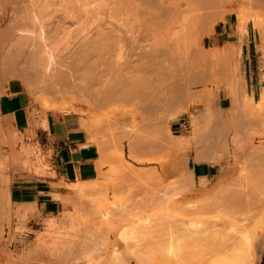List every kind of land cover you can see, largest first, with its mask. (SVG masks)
I'll list each match as a JSON object with an SVG mask.
<instances>
[{
  "label": "rangeland",
  "instance_id": "rangeland-1",
  "mask_svg": "<svg viewBox=\"0 0 264 264\" xmlns=\"http://www.w3.org/2000/svg\"><path fill=\"white\" fill-rule=\"evenodd\" d=\"M99 1L104 3L106 0ZM203 1L205 5L202 4ZM203 1L202 3L199 2V11L192 10L191 14L188 15L189 19L187 17L189 28H193L192 30L185 34L183 32L179 33L177 36L173 33L169 34L171 36L165 34L166 37L165 35L157 36V39L161 37L174 39L171 45L172 52H170L172 55H169L168 58L164 56H160L159 59L154 58L156 53L153 52L154 47L151 45L155 41L154 37H149L145 33L135 34L137 36L124 35L123 33L121 34L123 41L127 39V41L125 40L127 45H125L124 51H128V54L122 52L126 56L125 63L118 61L120 50L115 48L104 54L107 58L106 64L78 66L75 71L76 73L79 71V74L77 73L79 76L75 78V82L72 84V86L75 85V90L74 92L70 91L71 93L69 92L66 96L62 95L64 98L55 95V93L52 95L53 92L48 94L50 90L44 88L41 78L43 69L39 68L41 71L38 73V69L24 70L21 67L16 68V70L6 66L5 68L0 64V75L5 79L17 78L21 80L25 89L42 105L45 111L53 110L67 114L73 111L87 116L96 130L97 136L95 139L99 140L100 138V142L105 146L108 159L101 173L94 180L87 181L89 183L65 185L66 194L64 195H49L51 198L60 201V207L56 212H47L43 207H37L36 204L31 207L26 206L12 196L14 186L33 185L35 184L34 177L47 179L50 176L51 167L36 147H33V145L26 147L24 145L22 151L25 157L29 153L31 154L33 163L37 162V155L41 156L42 162L45 158L42 171L39 170L35 173L31 170L17 171L16 160L18 158L13 161L10 158L5 162H1L0 264H25L26 261L31 263L30 258L33 257L32 259H34V256L41 252L45 254L44 259H47V262L55 261L64 249L73 246L78 239H86L93 231V226L89 224L90 220L93 221V218H95L94 210L106 209L111 213H116L123 205L127 204L126 200L130 198L129 196L132 197L134 191L144 192L147 189L148 193L151 194L149 198L153 201L152 197H154L156 200L152 202L151 206L156 210L154 213H150V215H153H151V218L154 217L155 220L162 218V214L165 216V213L176 212L174 215L170 213L171 217H179L180 219L183 218L182 216L186 217L184 220L188 219L186 222L189 221L191 224L193 222L192 227L195 225L194 228H198L201 234L204 232L203 236L210 234L211 237L212 231H218L220 228L221 230L226 228V231L229 229L231 230L230 233L225 231L224 235H231V237L226 236L230 237V240L228 239L230 245L232 244L234 248L236 247L239 250L241 245L243 251L245 245L242 249L243 243L241 242L246 238L241 236H248V239L254 238L256 240L260 235V229H262L261 232L264 231V202L260 201L264 200V181H261L264 179V171L261 170L262 165H264V24H262L264 23V15H262L264 14V1ZM1 2L2 0H0ZM109 2L114 3V0H109ZM5 3L6 1L3 0L0 6ZM191 8L190 5L189 9L191 10ZM197 11L200 13L195 18ZM258 14H260V17L257 16ZM192 16L194 19H192ZM207 16L209 17L206 18ZM197 18L198 21L195 20ZM196 21L201 22L198 23L199 27L191 25ZM4 27V25L1 26L2 29ZM194 28L197 30L194 31ZM180 34L183 35L180 36ZM177 37L181 38L178 47ZM182 38L185 41L182 42ZM138 43L140 44L138 45ZM225 52L228 53L225 54ZM174 53L178 54L175 55ZM173 59L176 63L172 62ZM126 62L129 66L128 71L126 70L127 67H124ZM170 62L172 63L169 64ZM157 63L163 69L165 67L171 69L173 63L182 68V71H176L180 68L173 64L175 71L170 70V77L174 76V83L175 81H183L182 83L189 89L186 92L185 98L187 99L184 100L185 103L183 102L184 97H176L179 99L176 101L178 102L181 99V103L178 102L177 104L175 98L173 100L175 103L172 101L169 106L162 104L160 107L157 102L164 103V96H158L154 99V94H152L153 98L146 95L131 99H117L109 104L103 101V94L108 92V88L114 86L119 80L120 77L118 78V76L120 74L118 72L121 74L128 72L127 74L131 76L137 73L138 68H141L142 74H145L150 68L156 71L159 66ZM183 63L185 65L187 63V65L182 66ZM168 65L171 66L168 67ZM137 66L139 67L137 68ZM173 67L172 70H174ZM123 68H125V72ZM133 68L136 71H133ZM21 69L22 71H20ZM129 70H132V72ZM33 71L37 72L34 73ZM166 71L169 70L166 69ZM29 72L31 73L29 74ZM39 79H41V82H38ZM108 84L109 87H107ZM176 84L178 83L176 82ZM157 98L158 101H156ZM215 137L217 138L216 150L219 155H216V160H214L215 156L211 155H208L211 158L207 155L208 158H205V155L201 154L203 158L201 156L199 158L201 152L212 146ZM177 139L183 140L185 145L182 143L183 145L180 146ZM169 140H174V142H169ZM175 142L178 147L173 145ZM132 153L136 155V160L132 158ZM35 167H37L36 164ZM207 168L210 169L207 170ZM227 168L228 176L226 175V180L224 179L221 182L223 180L221 178L222 173ZM140 178L141 181H137ZM133 179L135 181L132 182ZM142 180L151 184H148L149 186L147 183H145L147 186L138 184V182L143 183ZM155 180H157L156 183ZM139 185H142L143 189ZM76 188H86V192L77 193L75 192ZM130 189L134 191L131 192ZM235 191L237 195L239 192H246V194L239 193L237 196ZM158 193H161L159 194L160 198ZM170 194L173 196H170ZM240 194L242 195L240 196ZM234 195L237 198L241 197V201L245 202L246 200L245 207L242 206L241 208L240 205V208L239 206L238 208L232 207V205L236 206L233 202L235 198L232 199ZM254 195L263 197V199H259L260 207L250 211L252 207L249 205L251 209L245 211L246 205L257 200ZM140 196L141 194H139ZM43 198L45 200L49 197ZM211 198L213 200H210ZM240 199L239 201H236L238 199L235 200L236 203L238 202L237 205L240 204ZM249 199L253 201L251 200V202ZM214 200L215 203L211 204ZM243 201L242 205H244ZM227 203L229 204L227 205ZM153 204H156L155 208ZM205 204L209 206L206 211L204 210L206 208ZM195 207L198 209L196 210ZM233 209L238 212H233ZM209 210L213 214L211 212H208V214L207 211ZM240 210L243 212H240ZM92 214L94 217L91 218ZM222 218L223 222H221ZM226 218L227 223L224 220ZM216 220L220 223H216ZM224 222L226 224H222ZM196 225L198 226L196 227ZM125 232L132 236L134 234L133 227L126 226ZM234 234H237V236ZM219 235L222 241L224 235L223 233ZM233 235L240 240L243 239L239 241L234 237L235 240H238L237 242H240L239 245L232 240L234 239L232 238ZM214 238L204 241L206 242L203 245L204 250L197 251L195 247L190 245L189 247L178 245L165 254L152 256L151 260L154 264H231V262L234 264H247L246 256L243 257L246 259L242 258V254L243 256L247 254L245 251L244 253L241 251L240 254V252L238 253L239 250L231 249L232 245L229 246L227 239L225 244L228 245L223 247L224 244L219 242V238ZM209 242L213 244L209 245ZM217 243L219 245L216 246L220 248L215 246ZM213 245L215 248L210 249L209 246ZM123 246L124 244L121 249L124 248ZM47 253L48 257H46Z\"/></svg>",
  "mask_w": 264,
  "mask_h": 264
},
{
  "label": "bare ground",
  "instance_id": "bare-ground-1",
  "mask_svg": "<svg viewBox=\"0 0 264 264\" xmlns=\"http://www.w3.org/2000/svg\"><path fill=\"white\" fill-rule=\"evenodd\" d=\"M5 1H6V3L3 4L2 6H0V64L3 67L6 66V67H9L11 69H16V68L22 67L24 70H37V69L39 70V68H41V69H43L42 70L43 74H42L41 78H42V82L45 86L44 88L50 90L48 94H52L51 92H53L52 95H54V93H55V95H57V96H59V95L60 96L65 95L66 96V94H69L70 91L74 92V90H75V85L72 86V84H73V82H75V78H77L79 76L78 75L79 71L77 72L78 74L75 71V68H77L78 66L80 67V66L88 65V64H91L92 66H94V65L100 66V64H104V63L106 64L107 58L104 56V54H106L108 51L115 49V48L116 49L118 48L120 50V55H118L119 56L118 61L120 63H122L121 61H123L125 63L124 59L126 60V56H124L122 54V52L124 51L125 45H127V44H125V40L127 41V39H125L123 41L122 35H121L123 33H124V35H131V36H134L137 33H145L149 37L150 36L152 38L154 37L155 41L153 42V44H151L154 47V49H152L153 52L156 53V54H154V55H156V57H154V58L159 59L160 56H164V57L168 58L169 55H172L170 52H172L171 45L173 43L172 40H174V39L173 38L172 39L165 38L166 37L165 34L169 35V34L173 33V35L177 36L179 33L183 32V34H185L188 31L192 30L193 28H191V29L189 28L190 25L188 23L187 17L189 19L188 15L192 10H194V11L198 10V5L200 3H202L203 0H114V3H110L111 1L109 2V0H106L107 2L104 0L105 1V2L103 1L104 3H101L102 1L100 2L99 0H47V1L45 0L46 2L43 0L44 3L42 2V0H5ZM208 1H211V0H208ZM218 1H220V0H215V2H218ZM224 1H226V0H224ZM234 2H235V0H234ZM1 3H3V0ZM202 4L205 5L204 1ZM190 5L193 8V9L191 8V10L189 9ZM205 9H206V7H205ZM261 9H260V11H261ZM198 11H197V15L195 14V18H196V16H198V13H200ZM258 12H259V10H258ZM207 15H209V14H207ZM259 15L260 14H258L257 16H259ZM262 15H264V14H262ZM208 17L209 16H207L206 18H208ZM192 19H194L193 16H192ZM195 20L198 21V18ZM197 21L195 23H191V25L192 26L195 25L194 27H199V24L201 22L200 21L197 22ZM262 24H264V23H262ZM262 24H260V25H262ZM3 25L5 27L2 29L1 26H3ZM244 26H245V24H244ZM195 30H197V29L194 28V31ZM123 31H125V32H123ZM191 33H193V32L191 31ZM191 33H189V34H191ZM183 34H180V36ZM162 35H165V37L164 38L161 37V38L157 39V36H162ZM173 35H172V37H173ZM135 36H137V35H135ZM169 36H171V35H169ZM179 37H177V39H176L177 47L179 45L178 42H180V39H181V38L179 39ZM181 41L183 42L185 40L182 38ZM182 42H181V45H182ZM188 43H189V41H188ZM139 44L140 43H138V45ZM173 46H174V44H173ZM180 48L183 49L182 47H180ZM231 50L233 51V49H231ZM181 51L183 52V50H181ZM225 51H227V50H225ZM125 52H126V50L124 51V54H125ZM127 52H126V54H128ZM231 52H229V53H231ZM227 53L228 52H225V54H227ZM176 54H178V53H176ZM188 56H189V54H188ZM115 59H116V57H115ZM169 60H170V58H169ZM129 61H131V60H129ZM156 61H157V59H156ZM172 62H175V60L173 59ZM172 62H170L169 64H171ZM175 63H173V64H175ZM189 63H191V62H189ZM157 64L159 65V63H157ZM173 64H172V66L168 65V67L171 66V69L170 68L168 69L167 67H165L169 71H166L165 68L163 69V68H161V65H159L160 67L156 66L158 68L156 71H154L153 69L150 68L145 72V74H142L141 68H138L139 66H137V68H138L137 73L136 74L134 73V75H131V76L129 74H127L128 72H126L125 74L124 73L121 74L120 72H118V74H120V76H118V78L120 77L118 83L120 86H123L124 81L121 82L122 80L125 79L126 81H129V84L123 86L124 90L122 88V92H124V95H125V93L127 95H128V93H132V96H135L134 94H138L137 96H140L139 94H141L142 96H146V95L152 96V94H154L155 95L154 99L158 96H164V103L159 102L158 98L156 99V101L159 102V103L157 102V104H159L160 107L162 106V104L169 106L170 102H172L176 97H178V98L184 97L183 98V102H184V100L187 99L185 97L187 95L186 92H187L188 88H186V85H184L182 83L183 81L180 80L181 84H179L180 83L179 81H175V83H174V76L170 77V75H171L170 70L175 71ZM154 65H155V63H154ZM186 65H187V63H186ZM186 65L184 64L182 66H186ZM174 66L180 68L176 64ZM124 67L125 68L127 67L126 70L128 71L129 66H128L127 62L124 65ZM152 67H153V64H152ZM172 67L174 68V70H172ZM125 68H123L124 72L126 71ZM181 69L182 68H180L176 71H179ZM16 70H14V71H16ZM76 70H78V69H76ZM132 70L136 71V69H134V68ZM132 70H129V71L132 72ZM7 71H8V69H7ZM20 71H22V69ZM40 71L41 70H39L38 73ZM58 71H59V73H58ZM161 71H163V72H161ZM33 72L36 73L37 71L36 72L33 71ZM30 73L31 72H29V74ZM173 73H175V72H173ZM35 79H36V77H35ZM39 80L40 81H38V82H41V79H39ZM100 80H102V79H100ZM176 82L178 84H176ZM108 83H109V81H108ZM126 86L127 87L129 86V87L127 88ZM107 87H109V84L107 85ZM45 90H42V91H45ZM113 94H115V93H113ZM110 96L113 97L112 94ZM152 98H153V96H152ZM178 98L175 99V102L177 104H178V102L181 101V99H180V101L177 102L176 100ZM215 138H214L215 141L212 142V146L207 147L208 149L201 152L199 155V158L202 157L201 154L203 156L205 155V158H208L209 157L208 155H211L213 157L215 156L214 160H216V158H217L216 155H218L217 150H216L217 138H219V137L217 136V138L216 139ZM170 140H169V142H172V141L174 142V140H172V141H170ZM177 140H178L177 143H179L180 146H182L183 144L185 145V142L183 143V140H180V139H177ZM171 145H172V143H171ZM173 145L176 146L177 145L176 142L173 143ZM169 146H170V144H169ZM177 147H178V145H177ZM173 148H175V147L173 146ZM206 155L208 157H206ZM132 158L136 160L137 157L135 154L132 153ZM209 158H211V157H209ZM205 160H207V159H205ZM203 161H204V159H203ZM261 170L264 171V165H262ZM263 171H262V174H263ZM185 174H186V172H185ZM179 175H181V174H179ZM226 175L228 176V168L223 171L222 176L220 175L221 178H223V180H221V182L224 181ZM141 178L137 179V181L138 180L141 181ZM134 179H135V177H134ZM134 179L131 181L132 182L135 181ZM191 180L193 181V179H191ZM137 181H136V183H137ZM156 181L157 180H155V183H156ZM160 181H161V179H160ZM261 181H264V179ZM142 182H143V180H142ZM145 183H147V182H143V183L138 182V184H142V185L143 184L146 185ZM138 184H135V185H138ZM148 184H151V183L148 182L147 185ZM262 184H263V182H262ZM142 185L141 186L139 185V186L142 187V189H143ZM146 186H144V188H146ZM124 187H126V186H124ZM252 187L254 188V186H252ZM134 189H135V187H134ZM147 190L144 192H142V191L137 192L134 190H133L134 191L133 192L131 190V192H133L132 193L133 195L131 194L132 197L129 196L131 198V200H130V198H128V200H126L124 198V200L127 201V204L123 205L121 207V209L116 213H111V212L107 211L106 209L94 210L95 218H93V219L96 221L90 220L92 217H94L92 214L91 218L89 219L90 224L88 223L89 225L93 226V231L91 232L89 230L91 233L89 234V236L86 239H84V240L78 239L77 242L73 246H70L66 250L64 249V251H62L61 255H59L57 257V259L53 258V257H55V255H53L52 258L56 259L55 261L51 260V262H47L46 261L47 259L46 260L44 259L45 254H43L41 252L42 254L40 253V254L34 256V259H32L33 257L30 258L31 263H27V261H26L25 264H154L153 261L151 260L152 256H157V255L159 256V254H165L167 251L171 250L173 247L178 246V245L188 246V247L190 245L191 247L192 246L195 247V249L197 251L200 249L204 250L203 245H205V243H206L204 241L206 239H211L214 237L219 238L218 239V240H220L219 242L224 244L223 247L228 245V244H225V241L227 242L228 239L230 240L231 235H227V234L224 235V233H226V232L230 233L231 230L227 229L228 231H226V228L224 226H221V227H224L225 230H221V228L219 227L220 230H218V231L213 230L212 233L209 232L212 235L210 237V234H206L207 236H209V237H207V236H203L204 232L201 234L200 230L198 228H194L195 225L192 227L193 222H192V224L189 221L187 223L186 221L188 219H186V221H185L184 218H186V217L182 216L181 214L180 215L183 217L182 218L183 220L180 219L179 217H176V218L171 217L170 213H172V212L165 213V216L161 213L162 218H159L156 220L154 217L151 218L152 214L150 215V213H154V211L156 210V209L154 210L153 207H151L152 202H154L155 199H154V197H152L153 198V201H152V199L149 198V197H151V194L148 193ZM155 190L157 191L158 189H155ZM230 191H232V190H230ZM75 192H77V193L86 192V188H76ZM246 192L245 193L239 192V193H242L245 195ZM221 193H222V191H221ZM235 193H236V191H235ZM239 193H238V195H239ZM139 194H141L140 197H139ZM154 194H156V193H154ZM159 194H161V193H158V195ZM231 194H233V193H231ZM242 194H240V196ZM235 195H237V193ZM251 195H252V193H251ZM155 196H157V194ZM170 196H173V195L170 194ZM234 196H232L233 198L231 196L230 197L232 199L235 198V200L238 199L236 201H239V199L241 198V197L237 198V196H235V197ZM247 196H249V195H247ZM217 197H218V195H217ZM255 197H252V198H255ZM159 198H160V195H159ZM227 198H228V196H227ZM248 198H250V197H248ZM261 198L263 199V197H261V196L256 197V199L258 201L254 199L255 200L254 202H252L253 201L252 199H249L250 201L252 200L251 201L252 204L246 205L247 208H245L244 210L246 211V209H247L249 211L251 209L249 207V205L252 207V209L250 211H252L253 209L255 210L256 208L260 207L261 203L259 202V199H261ZM232 199H230V200H232ZM210 200H213V199L211 198ZM216 200H217V198H216ZM235 200H233V202H235L236 206L232 205V207L238 208L239 205L241 206V208H242V206L245 207L246 200H245V202L242 200L244 205L241 204L242 203L241 199H240L241 202L238 205H237L238 202L236 203ZM260 201L262 203L264 202V200L263 201L260 200ZM213 203H215V200H214V202L212 201L211 204H213ZM229 203H227V205ZM208 204H205L206 205V208L204 209L205 211L209 207ZM155 205L156 204H153L154 208H155ZM196 205H197V203H196ZM193 206H195V205H193ZM240 206H239V208H240ZM202 207H205V206H202ZM199 208H200V206H199ZM151 209H153V210H151ZM189 209H191V208H189ZM195 209H196V207H195ZM211 209H212V207H211ZM163 210H164V208H163ZM200 210H203V209H200ZM194 212H196V211H194ZM208 212H211L213 214V212L210 210L207 211V213ZM214 212L216 213L215 210H214ZM233 212H238V211H235V209H233ZM233 212H231V213H233ZM240 212H243V211L240 210ZM178 213H179V210H178ZM178 213H177V215H178ZM174 214H176V212L172 213V215H174ZM182 214H185V213H182ZM219 214H221V213H219ZM228 216H229V214H228ZM194 217H193V219H194ZM98 218H100L101 221H99L100 219L98 220ZM223 218H224V215H223ZM223 218L221 219V222H223ZM227 218L224 219L226 223H227ZM215 222L220 223V221H218V220H216ZM225 222L222 224H226ZM126 226L133 227V230H134L133 235L134 236L133 235L130 236L125 232ZM197 226L198 225H196V227ZM199 228H201V227H199ZM261 230L262 229H260V232L258 231L260 233V235H258L256 240L252 237L254 239V241L251 238L248 239V236L247 237H243L244 235L241 236L242 238H246V240L242 239L243 242H241V243H243L242 249L244 248V245H245L244 251L247 254L244 256L242 254V258L246 256L247 264H264V261H263L264 231L261 232ZM232 232H233V230H232ZM79 233H80V231H79ZM221 233H223V235H224V237H223L224 239L222 241H221V238L219 237L220 236L219 234H221ZM234 235L237 236V234H234ZM234 235L232 238L235 237ZM226 236H230V237H226ZM255 237H256V235H255ZM235 238L239 239L238 237H235ZM235 238L232 240L237 242L238 240H235ZM218 240H217V242H218ZM229 240H228V243H229V246H231L232 244L230 245ZM242 240L239 239V241H242ZM211 242H209L208 244L212 245L213 243H211ZM237 243H236L237 245L240 244V242H237ZM123 244H124V246H123L124 248L121 249V246ZM216 245H219V244L217 243V244H215V246ZM213 247H214V245L209 246L210 249H213ZM216 247H219V246H216ZM239 248H240V250L237 249L236 247L234 248L233 245L231 246V249H235L237 251L239 250L238 253L239 252H240V254L242 252L244 253V251L241 250V245ZM46 255H47L46 257H48V253ZM246 258H243V259H246ZM49 259H50V257H49ZM28 261L30 262V260H28ZM231 264H234V263L231 262Z\"/></svg>",
  "mask_w": 264,
  "mask_h": 264
},
{
  "label": "crops",
  "instance_id": "crops-1",
  "mask_svg": "<svg viewBox=\"0 0 264 264\" xmlns=\"http://www.w3.org/2000/svg\"><path fill=\"white\" fill-rule=\"evenodd\" d=\"M118 82L104 94L105 103L137 97L138 94L133 93L135 96H132V93H125V96L122 92L129 81L124 79L121 81L123 86L116 87ZM96 136V130L87 116L73 111L68 114L45 111L21 80L5 79L0 75V163L18 158L17 171L31 170L35 173L42 171L46 158L51 167L47 179L35 175V184L14 186L12 196L26 206L36 204L47 212H56L60 201L49 195H64L65 185L89 183L87 181L97 178L108 159L105 146L100 138L95 139ZM24 145L36 147L45 157L44 161L40 155H37L36 163H33L30 153L25 157L22 151ZM43 197L49 198L43 200Z\"/></svg>",
  "mask_w": 264,
  "mask_h": 264
}]
</instances>
